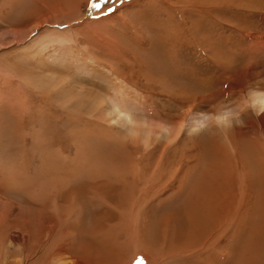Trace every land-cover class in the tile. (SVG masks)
<instances>
[{
	"label": "bare ground",
	"instance_id": "bare-ground-1",
	"mask_svg": "<svg viewBox=\"0 0 264 264\" xmlns=\"http://www.w3.org/2000/svg\"><path fill=\"white\" fill-rule=\"evenodd\" d=\"M260 3L249 10L261 9ZM61 5L58 0L53 14L46 11V19L66 13ZM33 29L0 32V46L15 45L1 66L4 79L17 78L76 110L78 128L64 137L74 149L68 163L75 169L71 179L58 178L56 195H118V203L102 213L120 217L122 232L111 235L123 233L120 243L132 252L113 259V246L102 257L91 250L89 256L84 250L77 256L62 240L69 228L65 212L54 209L49 223L32 225L28 220L47 216L5 198L0 189V228L6 225L4 211L23 220L17 230L6 228L5 239L0 237V264H30L44 236L52 244L43 264H109L111 259L129 264L137 253L148 264H264V41L252 44L249 56L261 67L239 73L242 62L229 53L232 42L224 57L210 49L201 52L200 69L194 72L193 60H178L177 50L141 45L130 52L129 61L113 39L90 28L94 35L85 29L79 35L45 28L29 39ZM78 36L90 45L81 46ZM209 64L216 74H210ZM68 68L72 72L66 76ZM136 79L151 87L156 108L149 110L150 94ZM142 225L147 239L136 240ZM4 252L8 255L2 258Z\"/></svg>",
	"mask_w": 264,
	"mask_h": 264
},
{
	"label": "rangeland",
	"instance_id": "rangeland-1",
	"mask_svg": "<svg viewBox=\"0 0 264 264\" xmlns=\"http://www.w3.org/2000/svg\"><path fill=\"white\" fill-rule=\"evenodd\" d=\"M59 1L62 2L61 7H64L66 13L55 17V20L53 17L46 19V14L54 13L52 9L58 0H0V32L32 25L34 29L28 37L30 39L45 28L62 32L78 31L79 35L85 29L88 36L96 32L107 40L109 37L113 39L116 47L130 57L129 61L132 60L130 52H134L137 46L141 45L146 49L159 46L171 53L172 49L177 50L178 60H193L191 69L194 72L200 69L201 52L210 49L224 57L234 42L232 46L234 52L229 53L235 60L242 62L239 73H243L251 66L256 68L262 66L257 61L249 60V56L253 50L252 44L264 41V0H123V3L121 0H109L100 9L91 8L89 0ZM136 1L143 2L138 5ZM259 2H262L261 9L254 7L253 10H249L250 5L254 6ZM108 8H113L114 11L108 13ZM182 11L185 15L183 17ZM104 17L106 20L102 21ZM40 20H44L43 23L39 22ZM162 25L166 31L158 32L156 28H161ZM78 38L81 46L90 45L82 36ZM2 41L5 42L6 39ZM14 47V44L0 46V189L3 196L21 207L28 208L27 210L36 212L41 209L40 212L47 218L34 222L28 220L32 225L39 222L45 225L49 223L54 209L65 212L69 216L67 222L69 228H66L68 233L65 230L66 237L62 240L72 244L77 256L82 254V250L85 253L91 250L94 255L104 256L107 251H112L113 246L116 251H112V256L108 254L114 257L113 259L124 255L130 256L132 252L130 247L122 246L120 243L124 241V234L111 235L122 232L120 217L113 214L106 218L102 213L105 208H110L108 205L118 203V195H106L103 198L87 193L74 195L72 192L56 195L58 178L62 181L71 179L75 169L73 164L68 163V160L74 159V149L72 146L68 147L64 137L73 127L78 128L74 123L78 114L76 110L63 108L47 92H42L32 85L23 86L17 78L4 79L1 66L9 59ZM94 47L96 42L93 41L92 51ZM98 53L103 55L104 51L101 49ZM211 63L213 64L212 60ZM209 68L210 74H216L218 69H214L211 64ZM70 72L72 69L68 68L65 75L69 76ZM33 78L31 77V80ZM135 82L144 94H150L151 87L143 86L145 83L143 80L139 82L136 79ZM150 97L151 101H147L149 110L156 108L158 102L151 94ZM61 145L63 146L60 147ZM99 213L106 219H103V215H98ZM2 214L5 216L7 227L4 225L5 227L0 228V237L5 239L6 228L10 231L17 230L23 224V220L15 216V212L4 211ZM232 228L230 227L231 230ZM136 230H138L134 235L137 237H134L136 240L147 239L144 225ZM201 235L198 233L195 238L200 240ZM159 236L161 238V234ZM56 237L55 239H58ZM46 238L41 237L38 241L40 245L37 243L36 249L41 246L42 250L32 262L29 261L30 264H43L44 254L49 256L52 241ZM56 247L54 246V249ZM6 255L8 252H4L2 258ZM31 255H34V251ZM86 255L89 256L87 253ZM113 259L109 264H117ZM96 262L98 263L97 260ZM99 263L105 264L102 261ZM129 264L148 262L141 253H137Z\"/></svg>",
	"mask_w": 264,
	"mask_h": 264
},
{
	"label": "snow or ice",
	"instance_id": "snow-or-ice-1",
	"mask_svg": "<svg viewBox=\"0 0 264 264\" xmlns=\"http://www.w3.org/2000/svg\"><path fill=\"white\" fill-rule=\"evenodd\" d=\"M108 2L109 0H89L90 7L93 9H100L102 5ZM121 3H123V0H121ZM113 11V8H108V13H112ZM189 119H191V117H189Z\"/></svg>",
	"mask_w": 264,
	"mask_h": 264
}]
</instances>
